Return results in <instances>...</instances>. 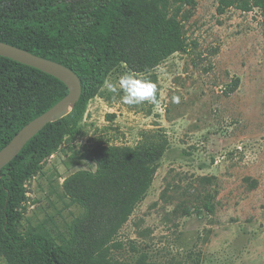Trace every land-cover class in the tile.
Returning <instances> with one entry per match:
<instances>
[{
	"label": "rangeland",
	"instance_id": "rangeland-1",
	"mask_svg": "<svg viewBox=\"0 0 264 264\" xmlns=\"http://www.w3.org/2000/svg\"><path fill=\"white\" fill-rule=\"evenodd\" d=\"M216 9L217 0L173 7L185 50L140 74L157 85L156 103L126 105L104 83L75 135L49 144L24 183L17 232L61 242L84 214L78 196L89 192L75 177L95 172V152L153 145L163 154L145 197L113 238L120 245L113 260L264 264V30L257 9ZM127 72L118 65L106 80Z\"/></svg>",
	"mask_w": 264,
	"mask_h": 264
},
{
	"label": "trees",
	"instance_id": "trees-1",
	"mask_svg": "<svg viewBox=\"0 0 264 264\" xmlns=\"http://www.w3.org/2000/svg\"><path fill=\"white\" fill-rule=\"evenodd\" d=\"M183 1L0 0V42L65 66L81 83L71 113L43 128L0 171V256L7 264H122L110 256L120 247L113 238L150 188L162 148L98 149L95 172L75 177L89 192L87 198L78 196L84 214L66 226L59 243L46 233L17 232L24 183L51 142L75 135L88 102L114 67L148 73L185 50L181 24L171 14ZM228 9H257L264 30V0H217L219 14ZM238 83L235 79L231 90ZM67 92L52 76L0 57V150Z\"/></svg>",
	"mask_w": 264,
	"mask_h": 264
},
{
	"label": "water",
	"instance_id": "water-1",
	"mask_svg": "<svg viewBox=\"0 0 264 264\" xmlns=\"http://www.w3.org/2000/svg\"><path fill=\"white\" fill-rule=\"evenodd\" d=\"M0 57L10 59L52 76L63 83L68 91L54 106L20 129L8 144L0 150L1 171L43 128L48 124L65 118L72 111L81 95V83L76 74L65 66L3 42H0Z\"/></svg>",
	"mask_w": 264,
	"mask_h": 264
},
{
	"label": "clouds",
	"instance_id": "clouds-1",
	"mask_svg": "<svg viewBox=\"0 0 264 264\" xmlns=\"http://www.w3.org/2000/svg\"><path fill=\"white\" fill-rule=\"evenodd\" d=\"M105 87L113 93L122 92L121 101L126 105L157 102V85L152 80L134 72L120 75L115 82L111 79L106 80Z\"/></svg>",
	"mask_w": 264,
	"mask_h": 264
}]
</instances>
